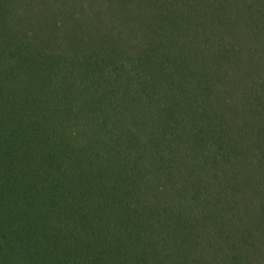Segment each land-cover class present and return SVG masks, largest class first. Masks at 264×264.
Listing matches in <instances>:
<instances>
[{
    "label": "trees",
    "instance_id": "1",
    "mask_svg": "<svg viewBox=\"0 0 264 264\" xmlns=\"http://www.w3.org/2000/svg\"><path fill=\"white\" fill-rule=\"evenodd\" d=\"M0 264H264V0H0Z\"/></svg>",
    "mask_w": 264,
    "mask_h": 264
}]
</instances>
